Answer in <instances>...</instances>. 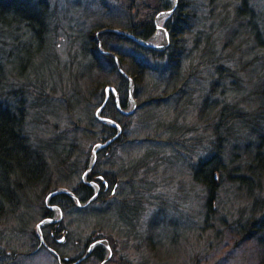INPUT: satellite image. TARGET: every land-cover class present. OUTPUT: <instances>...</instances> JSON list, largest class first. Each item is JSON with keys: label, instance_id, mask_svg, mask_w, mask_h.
Listing matches in <instances>:
<instances>
[{"label": "trees", "instance_id": "1", "mask_svg": "<svg viewBox=\"0 0 264 264\" xmlns=\"http://www.w3.org/2000/svg\"><path fill=\"white\" fill-rule=\"evenodd\" d=\"M61 1L0 0V41L8 45L9 37L15 35L16 39L17 35L20 42V33L25 32L24 34L28 36L27 44L29 43L24 48L3 50L4 48L0 47V217L8 214L9 218L19 220L32 205L39 208L40 219L54 218V212L45 205L49 193L61 188V185H66L65 188L71 191L80 202H86L94 194V187L88 182L96 180L103 194L96 195L85 207L78 206L74 198L66 192H57L47 201L50 205L59 207L61 212L86 209L87 212L97 217L96 233L98 236L88 239L85 242L88 246L89 243L104 236L103 233L107 231L109 224L115 227L119 225V228H133L143 219L144 207L146 209L151 207L152 211H157L154 205L155 200L151 198L153 188L149 184L153 182L154 175L150 178L145 177L146 188L125 196L124 185L136 186L144 179L140 169L146 161L138 157L128 165L125 161L114 160L122 143H127V140H124L125 130H123L106 145L112 148L107 150L104 147L100 150L105 151L104 156L97 159L101 161V158L107 157L101 164H109L111 167L105 169L102 174L105 180H109L108 171L113 170L114 177L119 181L116 194H120V199L109 200L104 202V206L98 204L96 207V203L104 201L110 195V190L105 189V184L99 181L91 171L87 173L86 181L81 180L79 175L76 181L70 180L72 177L68 170L72 172L75 168H69V162H72L74 158H70L71 149L64 145L74 144L68 138L70 132L77 133L78 131L79 133L81 131L86 139L105 142L114 137L118 129L115 125L99 120L95 115L87 117V123L77 126V129L69 125L70 127H64L59 133H54L57 131L54 130L47 136L40 134L38 130L29 129L30 124L40 125L39 115H46V110H50L49 107L53 105L51 98L55 93L51 95L46 84L52 81L62 83L65 81L66 84L72 86L71 93H65L63 100L66 103V114L73 116L75 109L87 106L88 103L99 106L103 102L105 98L103 87L111 83L109 79H106V75L114 73L119 81V85L116 86L119 93V105L125 109L128 80L117 72L113 57L101 52L103 49L117 54L119 65L131 77L134 95L144 97L140 106L166 103L171 96L176 101V95H172V92L176 90H179L177 93L180 92L179 95L186 101L191 97L190 93L185 89L182 91V87L176 86L175 83L182 85L194 75L189 73L183 75L185 70L181 66L185 48L181 47V41L189 33L191 25L196 22L197 15L194 12L195 6L190 4V0H179L175 9L165 15L161 24L168 32L169 44L161 47L145 46L126 35L103 32L98 34L99 47L94 35L98 29L103 27H117L139 38L150 40L157 30L154 23L155 15L159 11L171 8L174 0H86L85 2L77 0L75 4L70 3L69 0H63L66 4L64 6ZM217 1L209 0V3L215 5ZM246 1L240 0V5L234 7L232 16L229 13L221 14V11L214 13L211 10L208 18L219 19L218 30L226 29L229 37H227L228 42L225 46H229L233 38L245 35L259 43L256 45L257 48L261 47L264 50V44H260L264 43V7L259 13V20L253 9L246 5ZM68 5L71 6L73 13L65 9ZM70 15L75 16L73 19L77 21L74 42L79 44L75 54L78 57L79 67L76 73L70 72L64 78L61 69L66 66L57 61L58 53L54 49L53 39L61 30L68 33L66 27L73 20L69 18ZM84 18L91 20L90 27L86 29L83 26L86 23H80ZM114 41L128 43L136 52H129L128 55L118 53L112 48L111 43ZM213 46L210 39L204 55V62L207 63L205 66L215 67L218 75L225 79L234 75L235 70H229V65L227 66L226 63L230 59L222 60L221 55H215ZM232 47L231 53L239 49L235 45ZM127 62L130 64L129 67H127ZM105 66H107V71ZM221 68H224L223 72ZM254 73L255 71H252L251 79L248 80L253 85L252 89L240 100L223 104L221 109L212 105L211 116H208L207 110V117L211 120L213 118L219 120L216 121L212 131L217 141L218 153L232 136L237 140L235 144L241 146V155L233 165L235 173L234 175L228 174V178L238 182L240 188L246 191L248 196H253L255 191L259 192L260 182L264 179V73L260 71L257 76ZM7 74L12 76V81H8ZM148 83L150 88H161L164 92L156 96L150 94L151 91H145ZM31 93H33V101L27 102V96ZM194 93L195 91L192 95ZM169 94L171 96L168 97ZM238 104L241 107H238ZM131 115L122 114L118 110L111 92L105 106L100 111V116L111 118L117 123H119L118 118ZM29 116L34 119L30 120ZM94 127L96 131L92 130ZM128 143L133 142L128 141ZM216 157L217 155L214 154L207 160L200 161L194 171V178L208 187L210 198L216 195L215 187L218 183L215 181V174L226 168ZM101 164L96 162L95 167H100ZM135 164H139V167ZM86 166H82V169ZM63 169L68 170L64 173ZM105 192H107L106 195H104ZM261 201L258 199L254 201L253 209L256 211L253 218L264 208V202L261 203ZM157 212L161 215L159 209ZM19 222L25 225L31 224L29 219L19 220ZM60 224V221L45 222L41 227L44 239L54 250L56 248L52 242L55 241L56 234L62 230ZM148 226H153V231H150L149 227L147 230L149 234L147 237L152 241L150 237L154 234V227L158 226L157 220L148 223ZM241 226L240 228L246 231L245 233H251L256 243L260 245L263 251L261 261L264 262V217L259 220L257 218L246 220V223ZM32 240L33 243H39L36 231H33ZM56 252L58 253L57 250ZM58 255L63 257L60 253ZM106 255V246L96 243L88 258L91 257L98 263Z\"/></svg>", "mask_w": 264, "mask_h": 264}, {"label": "rangeland", "instance_id": "2", "mask_svg": "<svg viewBox=\"0 0 264 264\" xmlns=\"http://www.w3.org/2000/svg\"><path fill=\"white\" fill-rule=\"evenodd\" d=\"M69 1L73 4L77 2V0ZM81 1L85 2L86 0ZM190 1V4L195 6L194 12L197 17L196 22L189 28V33L181 41V47L185 48L181 67L185 70L183 75L188 73L194 75L182 85L175 84L182 87V91L185 89L190 93L191 97L185 101V98L179 95L180 92L177 93L179 90H176V92H172V95L177 97L176 101L169 94L168 97L172 98L170 97L166 103H155V105L142 107L140 104L144 97H136L133 93V86H131V92H129L128 86L125 109L128 110L132 107L131 97L135 99L136 108L131 116L118 118L120 132L125 130L124 140H127V143H122L114 160L125 161L128 165L138 157H142V161H146L140 169L144 179L142 182H136L138 183L136 186L124 185V194L130 196L133 192L146 188L145 177L150 178L154 175L153 182H149L153 188L151 198L155 200L154 205L157 211L160 210L161 215L156 210L152 211L151 207L147 209L144 207L143 219L133 228L125 229L119 228V225L115 227L109 224L110 226L106 228L107 231L105 230L101 239H104L109 245L111 253L103 264H146V262L148 264H264L261 261L263 251L260 245L256 243L251 233H245L246 231L244 232L240 228L246 223V220L254 218L259 220L264 217L263 208L253 218L256 211L253 209L254 201L258 199L262 200L261 203L264 202V179L260 182L259 192L255 191L253 196H248L246 191L240 188L238 182L228 178V174L234 175L233 173H235L233 165L241 155V146L235 144L237 140L232 136L218 153L217 141L212 135V131L216 121L219 120L217 118L211 120L210 117H207V110L208 116L212 115V111H210L212 105L221 109V105L240 100L244 94L250 92L253 85L248 80L251 79L252 71H255V76L260 71L264 73V50L261 47L257 48L256 45L259 43L245 35L233 38L231 44L225 46L228 42L227 37H229L226 29L218 30L219 19L208 18L211 10L214 13L221 11V14L229 13L232 16L234 7L240 5V0H218L215 5H211L209 0ZM178 2L179 0H177ZM61 4L66 5L63 0ZM246 5L253 9L254 14L258 15L260 20L259 13L263 10L264 0H247ZM65 9L70 13L74 12L69 5ZM164 17L160 18V25ZM69 18L73 19L75 16L71 17L70 15ZM82 22L86 23V25L83 24L85 29L90 27L91 20L84 18L80 23ZM76 23L75 19L71 20L69 26L66 27L68 33L61 30L53 39L54 49L58 53L57 61L66 66L61 69L64 78L70 72L76 73L79 67L78 57L75 56L76 47L79 44L74 42ZM24 33H20V42L17 35L16 39L13 35L9 37L8 45H4L0 41V47L4 48L3 50L24 48L28 40V36ZM210 39L214 45L215 55H221L222 60L230 59L226 63L227 66L229 65V70H235L234 75L225 79L218 75L215 67H206L204 55ZM148 41L155 44L162 43L161 46L170 43L169 35L165 39L160 30H156ZM111 44L118 53L134 52L128 43L114 41ZM232 45L239 47L234 53H231ZM129 61L131 60L129 59ZM126 64L129 67L130 64L128 62ZM151 64H153V60H151ZM108 67L110 68L109 65ZM105 70L107 71V66H105ZM221 70L223 72L224 68ZM7 79L12 81V76L7 74ZM106 79L111 81L108 85L113 86L116 90L119 81L114 73L106 75ZM46 85L50 89L51 95L55 93L51 98L53 105L49 107L50 110H46V115H39L40 125L30 124L29 129L38 130L40 134L43 133L44 136H47L54 130H57L54 133H59L64 127L71 125L77 129V126L87 123V117L95 115L99 106L96 105V107L94 103H88L87 106L75 109L73 116L66 114L63 95L71 93L72 86L66 84L65 81L64 83L52 81ZM147 86L145 91H151L152 95L156 96L164 92L161 88H150L149 83ZM103 89L105 92L104 87ZM194 91L195 93L192 95ZM110 92L112 93V91H108L109 95ZM117 95L119 99L118 92ZM26 101H33V93L27 96ZM238 105L241 107L240 104ZM98 115L100 116V111H98ZM29 119L33 120L34 118L29 116ZM92 130L96 131V127ZM69 131L73 130L69 129ZM68 138L74 143L64 145L71 149L70 158H74L68 166L75 170L71 172L68 169H63V172L69 171L72 177L70 180L76 181L79 175L81 180L86 181L87 173L95 170H98L103 176V171L111 167L109 164H101L107 157L97 161L98 158L104 156L105 151H100L104 146L93 152L96 143L101 141L86 139L82 136L81 131L79 133L78 131L77 133L70 132ZM128 141L133 143H128ZM93 154L95 156L94 163L87 170ZM214 154L226 168L215 174V181L218 183L215 187L216 195L214 194L210 198L208 197V187L194 178V171L200 161H205ZM96 162H99L101 166L95 167ZM85 165H87L86 168L82 169V166ZM135 166L139 167V164H135ZM146 172L151 173L147 174ZM91 185L94 189L99 186L96 181H92ZM61 186L63 188L66 185ZM99 189L100 187H98L96 195L103 194ZM110 197L108 195L104 201L96 203L95 206L98 204L104 206V202L109 200L117 201L120 199V194L115 193L113 198ZM51 210L54 212V217H60L62 228L56 234L52 245L64 258L69 259L68 262H62V264H69L73 261L71 259H77L86 252L87 247L91 244L85 245L88 239L98 236L96 233L97 217L87 212L86 209L80 211L71 209L62 211L61 214L55 208ZM89 210L91 211V209ZM38 211V207L30 205L27 212L25 211V214L19 218L20 221L31 220L30 225L19 222L17 218H9L8 214L0 217V264H61L50 250L42 245H39L38 248V242L33 243V231L38 233L36 225L41 220ZM154 220H157L158 226L154 227V234L150 237L152 238L150 241L147 237L149 235L147 230L149 227V230L153 231V226H148V223ZM101 262L97 263L93 258L87 257L80 264H101Z\"/></svg>", "mask_w": 264, "mask_h": 264}, {"label": "water", "instance_id": "3", "mask_svg": "<svg viewBox=\"0 0 264 264\" xmlns=\"http://www.w3.org/2000/svg\"><path fill=\"white\" fill-rule=\"evenodd\" d=\"M176 4H177V0H174V3H173V5H172L171 8H169V9H167V10L159 11V12L157 13V15L155 16V18H154V23H155V27H156V29H157V30H160V31L164 34L165 39H166L167 36H168V32H167V30H166L162 25L159 24V20H160V18L164 17L166 14H169L170 12H172V11L175 9ZM103 32H116V33H119V34H123V35H126L128 38H130V39L136 41L137 43L142 44V45H145V46L159 47V46L163 45L162 43H159V44L151 43V42L148 41V40H145V39L139 38V37L133 35L132 33L128 32V31H125V30H122V29L117 28V27H103V28H101V29H98V30L95 32V36H94L95 39H96L97 42H98V46H99V47H100V40H99L98 34H99V33H103ZM101 52H103V53H105V54H109V55H111V56L113 57V59H114V63H115V66H116L117 71H118L123 77H125V78L128 80V83H129V92H131V85H132L131 77H130V76H129V75H128V74H127L122 68H121V66L119 65V62H118V59H117L116 54L113 53L112 51H107V50H103V49H101ZM109 90L112 91V95H113L114 101L116 102L117 108H118V110H119L122 114L130 115V114H132V113L134 112V109L136 108L135 99H134L133 97H131L132 107H131L130 109H128V110L122 109V108L120 107V105H119V99H118L117 91L115 90V88H114L113 86H111V85H106V87H105V98H104L103 102L99 105V107L96 109L95 116H96L99 120L106 121V122H108V123H110V124L115 125L116 127H118V131H117L118 133H116V134L114 135V137H112L111 139H109V140H107V141H105V142H98V143H96V145H95V147H94V149H93V152H95V150H96L97 148H100V147H103V146L109 144V142H111V141H112V140H113V139H114V138L120 133L119 124H118L115 120H113V119H111V118H107V117H102V116H99V115H98V111H101V109L105 106V104H106V102H107V100H108V98H109V93H108ZM94 160H95V156H94V154H93V156H92V160H91L90 165H89V167H88L87 170H89V168L92 167V165H93V163H94ZM97 191H98V188L96 187V190H95L93 196H91L86 202H80V201H79V200L73 195V193H72L71 191H69V190H67V189H65V188H59V189L54 190L53 192L49 193V194L47 195V197H46V201L48 200V198H49L50 196H52L53 194H55V193H57V192H66V193L70 194V195L74 198L75 203H76L78 206H85L86 204H88V203H89V202H90V201L96 196ZM48 206H49V205H48ZM51 207L57 209V210L59 211L58 213L61 214V210H60L59 207H57V206H51ZM59 218H60L59 216L56 217V218H46V219L41 220L39 223H37V230H38L39 237H40V239H41L40 241H43V237H42V233H41L40 224H41L43 221H45V220H48V221H57ZM96 243L104 244V245L106 246V248H107V255H106V257H105V258L102 260V262H101V264H103V263L105 262V260H107V259L109 258L110 253H111V251H110V247H109V245L104 241V239H98V240H95L94 242H92V243L89 245V247H88V249L86 250V252H85L81 257H79L78 259L72 261V262L69 263V264H79L80 262H82V261H83V260H84V259L90 254L91 249H92V246H94ZM49 249H50V251L54 254V256L57 258V260L61 263V258H60V256L58 255V253L56 252V250H54V249H52V248H50V247H49ZM63 260L66 261V262H68L69 259H68L67 257H65ZM61 264H62V263H61Z\"/></svg>", "mask_w": 264, "mask_h": 264}, {"label": "flooded vegetation", "instance_id": "4", "mask_svg": "<svg viewBox=\"0 0 264 264\" xmlns=\"http://www.w3.org/2000/svg\"><path fill=\"white\" fill-rule=\"evenodd\" d=\"M109 146V145H108ZM104 147H106L107 148V150L108 149H111L112 148V146H109V147H107L106 145L104 146ZM114 147V146H113ZM108 173L110 174V178H109V180H105L104 179V177L102 176V175H100V172L98 171V170H95V171H93V174H95V177H97V179H99V181H101V182H103L104 184H105V189H109L110 190V196L112 197L113 195H115V193H116V191H117V188H118V183H119V181H118V179L117 178H115L114 177V175H113V170H109L108 171ZM103 180V181H102ZM92 181H96V180H90L88 183L90 184H92ZM98 184V183H97ZM99 185V184H98ZM98 187H100V186H98ZM97 187V188H98ZM63 188H65V187H63ZM65 189H67V188H65ZM68 190V189H67ZM95 190L96 189H94V192H95ZM100 190V189H99ZM98 192V191H97ZM110 197V198H111ZM49 199V198H48ZM48 201V200H47ZM45 202V205L47 206V207H49V208H51V209H53V207H51L52 205H50L48 202ZM49 205V206H48ZM55 218V217H54ZM44 219H46V218H44ZM41 220H43V219H41ZM40 220V221H41ZM39 221V222H40ZM57 221H59V219L57 220ZM57 221H48V220H45V221H43L42 223H44V222H52V223H55V222H57ZM38 222V223H39ZM40 224V228L42 227V225L43 224ZM36 227H37V225H36ZM38 231V230H37ZM41 233H42V237H43V232H42V228H41ZM38 234V233H37ZM38 239H39V243H38V248L40 247L39 245H42L43 247H45V248H47L48 250H50L49 249V245L47 244V242H46V240L44 239V237H43V241H40L41 239H40V237H39V234H38ZM50 248H52V247H50ZM88 248V247H87ZM52 249H54V248H52ZM92 250V249H91ZM89 256V255H88ZM87 256V257H88ZM81 257V256H80ZM86 257V258H87ZM61 258V257H60ZM64 257H62L61 258V263L62 262H65L64 260ZM56 260H57V258H56ZM71 260H74V259H71ZM58 261V260H57ZM72 262V261H71ZM70 262V263H71Z\"/></svg>", "mask_w": 264, "mask_h": 264}]
</instances>
